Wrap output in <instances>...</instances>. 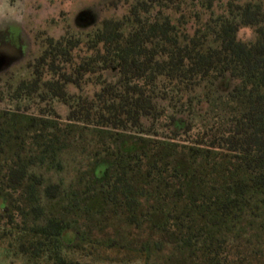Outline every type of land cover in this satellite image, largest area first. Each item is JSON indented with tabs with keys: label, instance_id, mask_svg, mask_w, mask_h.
<instances>
[{
	"label": "trees",
	"instance_id": "1",
	"mask_svg": "<svg viewBox=\"0 0 264 264\" xmlns=\"http://www.w3.org/2000/svg\"><path fill=\"white\" fill-rule=\"evenodd\" d=\"M110 1L0 89V264H264V0Z\"/></svg>",
	"mask_w": 264,
	"mask_h": 264
},
{
	"label": "rangeland",
	"instance_id": "2",
	"mask_svg": "<svg viewBox=\"0 0 264 264\" xmlns=\"http://www.w3.org/2000/svg\"><path fill=\"white\" fill-rule=\"evenodd\" d=\"M126 10V4L116 5L110 0H0V32L19 36L18 43L22 54L25 53L19 63L0 74V89L11 79L26 78L29 65L40 53L46 39L59 38L66 32L78 33L86 26L95 27L105 18L122 16ZM84 11L92 14V25L79 24L78 16ZM239 36L248 40L252 31L243 29Z\"/></svg>",
	"mask_w": 264,
	"mask_h": 264
},
{
	"label": "flooded vegetation",
	"instance_id": "3",
	"mask_svg": "<svg viewBox=\"0 0 264 264\" xmlns=\"http://www.w3.org/2000/svg\"><path fill=\"white\" fill-rule=\"evenodd\" d=\"M90 18L93 19L90 11H84L79 14L78 22L79 24L81 22L89 24L87 23V20ZM19 40V36L12 37L8 34L5 35L0 32V58L6 60L3 69L0 70V74L3 71L7 70L9 67H12L13 65L19 63L21 61V58L25 56V53L22 54L21 44L18 43Z\"/></svg>",
	"mask_w": 264,
	"mask_h": 264
},
{
	"label": "water",
	"instance_id": "4",
	"mask_svg": "<svg viewBox=\"0 0 264 264\" xmlns=\"http://www.w3.org/2000/svg\"><path fill=\"white\" fill-rule=\"evenodd\" d=\"M92 21H93V19L90 18L87 20V23H92ZM5 61H6L5 59L0 58V70L3 69V67L5 65Z\"/></svg>",
	"mask_w": 264,
	"mask_h": 264
}]
</instances>
